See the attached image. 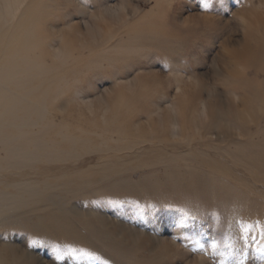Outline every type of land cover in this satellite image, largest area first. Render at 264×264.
Returning a JSON list of instances; mask_svg holds the SVG:
<instances>
[{"label":"rangeland","instance_id":"1","mask_svg":"<svg viewBox=\"0 0 264 264\" xmlns=\"http://www.w3.org/2000/svg\"><path fill=\"white\" fill-rule=\"evenodd\" d=\"M4 2L0 264H261L264 0Z\"/></svg>","mask_w":264,"mask_h":264},{"label":"bare ground","instance_id":"2","mask_svg":"<svg viewBox=\"0 0 264 264\" xmlns=\"http://www.w3.org/2000/svg\"><path fill=\"white\" fill-rule=\"evenodd\" d=\"M6 2H4V5H5V7H4V9L6 8V5H7V9H13V11H12V16H13V18H15L16 17V15H17V13L19 12V10H20V8L22 7V5H24V2H25V0H5ZM11 14L10 13H6V14H2V12H0V27L2 26L1 25V21L2 20H5L6 19V17H7V19H8V17L10 16ZM6 16V17H5ZM11 19V18H10ZM9 19V20H10ZM21 26H22V29L24 28L23 26L24 25H22L21 24ZM20 26V27H21ZM19 27V28H20ZM2 28V27H1ZM22 29H19V32H17V33H13L12 34V37H10L9 39H10V41L9 42H12L13 40H15V44H18V46L20 45L21 46V48H23L22 47V45H24V41H25V38H26V36H27V38H28V35H26V36H24V34H25V28H24V32H23V30ZM9 32V30H7V33ZM27 34V33H26ZM3 35V34H2ZM5 35V34H4ZM5 36H7V35H5ZM1 38V37H0ZM13 39V40H12ZM29 39V38H28ZM27 39V40H28ZM8 42V41H7ZM0 43H1V41H0ZM35 43V42H34ZM30 44V43H29ZM3 45V44H2ZM8 45V44H7ZM10 46V45H9ZM27 47H28V45H26ZM25 45H24V47H26ZM2 48V47H1ZM30 48H32V46L30 47ZM1 50V49H0ZM12 50V49H11ZM4 51V50H3ZM29 52V51H28ZM5 53H6V49H5ZM10 53V52H9ZM9 53H7V54H5V55H8ZM1 54V53H0ZM27 56V55H26ZM3 57H4V55H3ZM16 58V57H15ZM19 58H20V56H19ZM6 59V58H5ZM4 59V60H5ZM9 59H7L5 62L7 63V61H8ZM4 62V61H3ZM4 62V64H5V68H6V63ZM1 65V64H0ZM3 65V64H2ZM1 68V67H0ZM57 155V154H56ZM66 158V157H65ZM47 159V158H46ZM68 160V159H67ZM6 250H7V248H5ZM2 252H3V250H1L0 249V255H2Z\"/></svg>","mask_w":264,"mask_h":264},{"label":"snow or ice","instance_id":"3","mask_svg":"<svg viewBox=\"0 0 264 264\" xmlns=\"http://www.w3.org/2000/svg\"><path fill=\"white\" fill-rule=\"evenodd\" d=\"M184 217L185 218H188V213L187 212H185L184 213ZM192 219H195V217H191ZM181 222H183V221H181ZM215 244L213 243L212 245H211V247L212 248H215ZM57 256H56V259H60L61 258V256L59 255V247L57 246ZM194 251H199V252H202V253H205L206 254V250L202 247V246H199L198 248H196V249H193ZM97 259L99 258V257H96ZM261 264H264V255H262L261 256Z\"/></svg>","mask_w":264,"mask_h":264}]
</instances>
